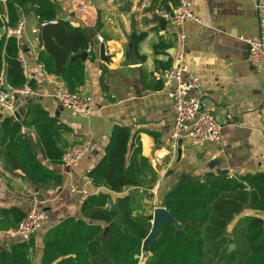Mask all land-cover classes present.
<instances>
[{
	"label": "crops",
	"instance_id": "0c3cea01",
	"mask_svg": "<svg viewBox=\"0 0 264 264\" xmlns=\"http://www.w3.org/2000/svg\"><path fill=\"white\" fill-rule=\"evenodd\" d=\"M258 1L192 0L201 24L188 22L180 28L164 19L173 13L177 0H52L58 21L79 27L90 36L93 51H86V61L77 59L85 67V81L77 92L90 104L89 115L67 109L55 99V90L68 89V85L62 77L48 73L39 60L44 46L35 14L21 17L25 30L17 39L19 57L35 95L30 99L18 97L14 114L0 109V121L6 117L23 120L30 105H40L69 128L62 134L63 152L79 143L91 148L76 169L53 165L43 158L36 129H22L21 134L37 145L33 152L39 160L62 177L59 187L52 183L34 186L20 171L10 170L0 152V209L17 208L25 214L37 209L48 215L45 226L33 237V264H41L43 237L48 229L69 217H81L80 196L73 190L110 194L113 201L133 191L117 194L95 187L89 178L105 157L117 127L138 134L142 156L156 174L155 183L139 189L140 215L149 217L142 209L156 196L162 199L188 175L203 177L222 171L230 177H241L264 173V71L248 61L247 44V40L259 36ZM141 35L145 38L135 51L133 39ZM181 35L185 36L183 40ZM98 36L105 40L107 61L100 59ZM182 53L201 80L202 90L197 96L204 109L222 126L219 144L194 146L184 141L177 149L173 147V102L162 75ZM246 212L238 220L256 213ZM9 230L0 231V251L9 250L17 242L8 235Z\"/></svg>",
	"mask_w": 264,
	"mask_h": 264
},
{
	"label": "trees",
	"instance_id": "16d2710c",
	"mask_svg": "<svg viewBox=\"0 0 264 264\" xmlns=\"http://www.w3.org/2000/svg\"><path fill=\"white\" fill-rule=\"evenodd\" d=\"M31 13L41 26V64L48 73L62 77L70 92H77L85 81V67L68 54L86 52L91 47L90 36L79 27L58 21L52 0H0V29L15 28L22 16ZM144 38L133 39L135 51ZM3 79L13 88L27 82L17 37L6 34L0 37V88L4 87ZM24 127L36 129L43 158L53 165L62 164V134L69 128L40 105H30L23 120L6 117L0 121V152L7 167L20 171L34 186H61L62 177L39 160L30 137L21 134ZM89 178L95 187L117 194L133 191L116 201L110 194H93L82 204L80 218L69 217L48 229L41 264H141L143 243L153 225L149 217L137 213L142 199L139 189L155 183L156 174L142 156L138 134L117 127L105 157ZM161 205L173 222L161 228L144 264H264V218L244 216L228 231L247 210L264 212V173L188 175L163 195ZM25 216L17 208L0 209V231L16 228ZM35 251V238L16 242L9 250L0 251V264H33Z\"/></svg>",
	"mask_w": 264,
	"mask_h": 264
},
{
	"label": "built area",
	"instance_id": "2783aa9c",
	"mask_svg": "<svg viewBox=\"0 0 264 264\" xmlns=\"http://www.w3.org/2000/svg\"><path fill=\"white\" fill-rule=\"evenodd\" d=\"M256 9L260 31L258 38L247 40L248 61L257 69L264 71V0L257 2ZM164 19H167L166 21H169L172 26L180 28L188 22L201 24V20L194 12L192 0H177L173 13L164 16ZM55 23V21L50 22V24ZM24 30V22L20 20L15 28L0 29V37L6 34L8 37L14 36L18 39ZM184 38L185 36L181 35V39ZM97 43L98 45L104 44V38L98 36ZM92 51L93 48L87 50L88 53ZM19 61L22 63L20 57ZM162 79L169 88L168 95L173 102L174 123L171 133L173 147L177 149L179 143L184 141L194 146L219 144L222 137V126L210 112L204 109L200 96H197L201 93L202 83L187 65L184 53L178 56L177 62L172 67L164 71ZM34 95L33 87L27 82L21 88L4 85L0 88V109L14 114L18 97L30 99ZM54 97L63 107L78 114L89 115L91 112L90 104L82 98L79 92L72 93L67 88L58 87ZM262 112L264 114V104ZM90 150V145L87 143L75 144L63 152L62 164L69 169H76L88 156ZM73 192L80 196L82 204L91 197V194L85 190H73ZM47 221L48 215L45 211L32 209L16 228L8 231V235L17 242H27L45 226Z\"/></svg>",
	"mask_w": 264,
	"mask_h": 264
},
{
	"label": "water",
	"instance_id": "95a60500",
	"mask_svg": "<svg viewBox=\"0 0 264 264\" xmlns=\"http://www.w3.org/2000/svg\"><path fill=\"white\" fill-rule=\"evenodd\" d=\"M99 49H100V59L102 61H107L108 58L105 55V53H106L105 45L104 44L100 45ZM69 56L71 57V55H69ZM87 58H88V53L87 52L83 53L82 55L71 57L72 61L77 60V59H81L83 61H86ZM3 84L6 85V80L5 79L3 80ZM32 146H33V150L35 151L37 149V145L32 143ZM262 214H264V213H262ZM155 217H156V220L159 222V227H158V229H154V227L152 228V231H151V233L149 235V236H151L153 238L152 243L154 242V240H155L156 236L158 235V233L160 232L161 228L165 224L173 222V219H172L171 215L169 214V212L166 210V208L158 209L156 211ZM174 226L176 228H178L179 225L178 224H174Z\"/></svg>",
	"mask_w": 264,
	"mask_h": 264
},
{
	"label": "rangeland",
	"instance_id": "374dc122",
	"mask_svg": "<svg viewBox=\"0 0 264 264\" xmlns=\"http://www.w3.org/2000/svg\"><path fill=\"white\" fill-rule=\"evenodd\" d=\"M150 187V186H149ZM156 200V201H155ZM155 200H153V201H151L152 203H150V204H147L146 205V208H144V209H142V212L145 214V212L149 215V217H150V219L152 220V225H153V227H154V222H155V220H156V217H155V214H156V211L158 210V209H164V207H162V205H161V201H162V199H160V197L159 196H156V199ZM161 200V201H160ZM245 213V212H244ZM247 213V212H246ZM243 215V214H242ZM242 215H240V216H242ZM255 215H258V216H260V217H262V218H264V214H258V213H255L254 214V216ZM238 221V218L229 226V229H228V231L229 232H231L232 231V229H233V227H234V225L236 224V222ZM178 228H181V227H179L178 226ZM155 238V237H154ZM152 240H153V238L151 237V236H149V238L148 239H146L145 241H144V243H143V253H142V256H141V258H140V261H141V264H144L145 262H147V260H148V257L150 256L149 255V253H148V248H149V246L151 245V243H152ZM233 248V246H231L230 247V250Z\"/></svg>",
	"mask_w": 264,
	"mask_h": 264
},
{
	"label": "bare ground",
	"instance_id": "6f19581e",
	"mask_svg": "<svg viewBox=\"0 0 264 264\" xmlns=\"http://www.w3.org/2000/svg\"><path fill=\"white\" fill-rule=\"evenodd\" d=\"M159 227V222L157 220H155L154 222V229H158Z\"/></svg>",
	"mask_w": 264,
	"mask_h": 264
}]
</instances>
